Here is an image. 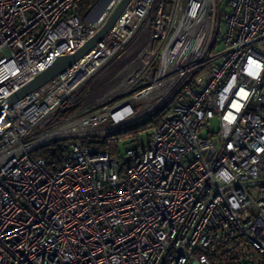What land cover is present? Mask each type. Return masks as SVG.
Instances as JSON below:
<instances>
[{"label": "built area", "instance_id": "obj_1", "mask_svg": "<svg viewBox=\"0 0 264 264\" xmlns=\"http://www.w3.org/2000/svg\"><path fill=\"white\" fill-rule=\"evenodd\" d=\"M83 1L0 0V104L121 0ZM161 110L144 146L84 141ZM0 264H264V0H130L0 111Z\"/></svg>", "mask_w": 264, "mask_h": 264}, {"label": "trees", "instance_id": "obj_2", "mask_svg": "<svg viewBox=\"0 0 264 264\" xmlns=\"http://www.w3.org/2000/svg\"><path fill=\"white\" fill-rule=\"evenodd\" d=\"M95 1L96 0H84L80 5V13L84 15ZM164 112L165 110L156 112L155 114L133 125L116 130L105 136L86 137L84 141L97 150H107L111 154H117L119 153L118 140L120 138L138 136L140 132L147 130L150 126L159 123ZM65 150L66 143L64 141H59L36 150L33 153V156L43 158L47 169H55L62 163Z\"/></svg>", "mask_w": 264, "mask_h": 264}, {"label": "water", "instance_id": "obj_3", "mask_svg": "<svg viewBox=\"0 0 264 264\" xmlns=\"http://www.w3.org/2000/svg\"><path fill=\"white\" fill-rule=\"evenodd\" d=\"M130 0H121L114 11L109 16L108 20L104 25L93 35L89 40H87L79 49H77L72 54L61 55L55 57L43 71L36 74L30 81L19 87L13 93H11L7 98H5L0 104V111L10 107L15 102L25 97L29 93L42 87L48 81L53 79L55 76L63 72L67 67H70L74 62L81 59L100 39L107 33V31L112 27L118 17L121 15L125 7Z\"/></svg>", "mask_w": 264, "mask_h": 264}, {"label": "rangeland", "instance_id": "obj_4", "mask_svg": "<svg viewBox=\"0 0 264 264\" xmlns=\"http://www.w3.org/2000/svg\"><path fill=\"white\" fill-rule=\"evenodd\" d=\"M106 0H96L94 2V4H92V6L86 11V13L84 15H86L90 9L92 7H94L95 5L99 6V7H102L103 4L105 3ZM94 5V6H93ZM97 12V11H96ZM140 121V120H139ZM213 125L216 124L215 121L212 122ZM121 128L117 127V126H111L109 124H103L100 128L96 129L95 132L93 133L94 135L93 136H105L107 134H110L111 132H114L116 130H120ZM146 131L147 130H144L142 132L139 133V138H138V142L141 146H144L146 144V138H145V135H146ZM201 135L203 137H208L207 135V132L205 129H202L201 130ZM129 138H120L118 140V149H119V153H123L124 152V148L125 146L127 145V143L129 142Z\"/></svg>", "mask_w": 264, "mask_h": 264}]
</instances>
